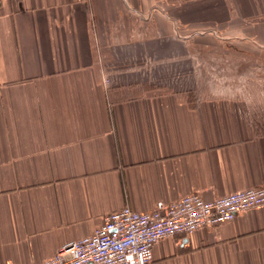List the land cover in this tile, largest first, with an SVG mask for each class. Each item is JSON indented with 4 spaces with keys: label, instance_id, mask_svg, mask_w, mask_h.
I'll return each instance as SVG.
<instances>
[{
    "label": "crops",
    "instance_id": "1",
    "mask_svg": "<svg viewBox=\"0 0 264 264\" xmlns=\"http://www.w3.org/2000/svg\"><path fill=\"white\" fill-rule=\"evenodd\" d=\"M203 1L0 0V264L126 205L264 186V125L226 97L251 88L169 85V31ZM212 5L215 30L264 51V0ZM149 264H264V206L160 239Z\"/></svg>",
    "mask_w": 264,
    "mask_h": 264
},
{
    "label": "built area",
    "instance_id": "2",
    "mask_svg": "<svg viewBox=\"0 0 264 264\" xmlns=\"http://www.w3.org/2000/svg\"><path fill=\"white\" fill-rule=\"evenodd\" d=\"M104 82L107 85L108 78ZM257 206H264V186L210 199L189 192L148 212L126 205L106 214L91 234L66 242L52 256L30 264H149L160 239L229 222Z\"/></svg>",
    "mask_w": 264,
    "mask_h": 264
},
{
    "label": "rangeland",
    "instance_id": "3",
    "mask_svg": "<svg viewBox=\"0 0 264 264\" xmlns=\"http://www.w3.org/2000/svg\"><path fill=\"white\" fill-rule=\"evenodd\" d=\"M212 1L198 13L192 10L186 16L188 24L175 20L174 29L169 31V85L251 88L249 94L245 91L226 97L238 99L246 119H256L257 124L264 125V51L239 43L244 40V32L215 30L216 26L206 21L215 9ZM194 18L206 24H198Z\"/></svg>",
    "mask_w": 264,
    "mask_h": 264
}]
</instances>
